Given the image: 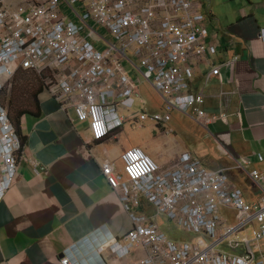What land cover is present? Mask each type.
<instances>
[{
	"label": "built area",
	"instance_id": "2783aa9c",
	"mask_svg": "<svg viewBox=\"0 0 264 264\" xmlns=\"http://www.w3.org/2000/svg\"><path fill=\"white\" fill-rule=\"evenodd\" d=\"M259 38L264 40V28ZM215 53L196 0H0V97L18 72L33 73L61 111L72 110L75 121L86 124L94 142L148 117L165 129L172 110L201 126L215 121L202 107L203 96L190 92L195 63ZM131 72L158 94L161 113L148 115L143 101L133 111L137 81ZM120 160L121 172L109 163L101 173L131 228L123 244L112 238L97 247L98 254L126 257L143 248L146 255L132 264H264V172L248 173L263 192L248 202L224 171L207 170L189 154L170 169L136 146ZM22 163L36 174L46 170L27 152L0 103V202ZM141 198L154 216L135 211ZM155 216L197 238L168 239ZM60 264H71L69 257L62 254Z\"/></svg>",
	"mask_w": 264,
	"mask_h": 264
},
{
	"label": "crops",
	"instance_id": "0c3cea01",
	"mask_svg": "<svg viewBox=\"0 0 264 264\" xmlns=\"http://www.w3.org/2000/svg\"><path fill=\"white\" fill-rule=\"evenodd\" d=\"M196 1L202 4L208 39L216 47L214 55L195 63L190 83V92L203 96L206 114L217 117L207 126L187 117L204 132V142L190 153L167 156L154 136L129 138L130 130L124 127H139L144 121L127 123L94 142L72 110L61 111L39 89L20 112L18 132L27 152L46 170L36 174L22 163L0 202V264H60L62 254L71 264H132L142 259L143 248H134L126 257L96 252L112 238L123 244L131 228L117 194L101 173L109 163L121 172L120 155L130 147H140L162 169L176 166L181 154H189L207 170L224 171L237 185L240 179L235 178L243 175L253 190H242L248 202L262 196L248 173L264 172V40L259 38L264 0ZM136 101L139 109L140 102L147 104L138 90ZM154 125L161 133H171ZM206 145L227 161L214 163L203 150ZM135 211L155 215L143 198Z\"/></svg>",
	"mask_w": 264,
	"mask_h": 264
},
{
	"label": "rangeland",
	"instance_id": "374dc122",
	"mask_svg": "<svg viewBox=\"0 0 264 264\" xmlns=\"http://www.w3.org/2000/svg\"><path fill=\"white\" fill-rule=\"evenodd\" d=\"M79 14L82 13L80 9H76ZM103 32L102 30L99 31ZM104 33V32H103ZM107 39H110L107 37ZM96 47L102 49L104 46L102 44H96ZM123 65L127 70H131V67L128 63L124 62ZM131 76H133V72H131ZM137 81V90L140 96L146 100V106L144 105V109L148 112V115L154 112H160L162 109V101L158 94L151 88V86L143 81L140 77L137 79V75L133 76ZM42 89V85L40 80L30 72H18L16 76L11 80V83L8 87L5 88L4 92L0 97V103L7 108V111L10 116H15L17 112H21L23 109L27 107L29 102L31 101V95L33 94L36 88ZM140 104L137 101L134 103L133 111L137 112ZM171 120L166 124L165 128L170 130L171 133L166 135L164 132L161 133L157 127H155L153 120L151 118H147L146 121L142 122L139 127H129L125 126L124 129L130 130L129 138L132 140L136 137H147L154 136L157 138L158 142L161 144V148L164 150L165 154L174 155L176 152H192L198 146H201L202 140L204 142V132L196 125L192 120L187 118V116L181 114L176 110L170 111ZM199 148V147H198ZM211 146L206 145L203 148L204 152L207 151L209 158L216 160L214 163H225L227 160L225 157H218L215 152V148H213V152L211 150ZM214 153V154H213ZM165 159V157L163 158ZM155 161V160H154ZM156 162V161H155ZM243 175L241 177H237L235 179L239 180L237 183L242 190L248 189L247 191L253 192L252 185L250 182L243 179ZM240 183V184H239ZM224 214L226 212L222 210ZM227 216L229 214H226ZM157 223V222H156ZM158 223L161 231L167 236L168 239L172 240H181V241H189L195 240L197 235L188 234L179 230L174 224L169 222L167 218L164 216L158 217ZM252 225V224H251ZM240 235H244L243 231L239 232ZM247 235H250V229L247 232ZM251 236V235H250ZM212 240L209 239L208 243ZM218 249L229 251L228 248L223 246H218Z\"/></svg>",
	"mask_w": 264,
	"mask_h": 264
},
{
	"label": "trees",
	"instance_id": "16d2710c",
	"mask_svg": "<svg viewBox=\"0 0 264 264\" xmlns=\"http://www.w3.org/2000/svg\"><path fill=\"white\" fill-rule=\"evenodd\" d=\"M39 87L38 88H36L35 90H34V92H33V94H36L38 91H39ZM21 113L20 112H17V114L15 115V116H10L9 115V117H10V119L12 120V122L15 124V126L17 127V131H18V121H19V115H20Z\"/></svg>",
	"mask_w": 264,
	"mask_h": 264
}]
</instances>
